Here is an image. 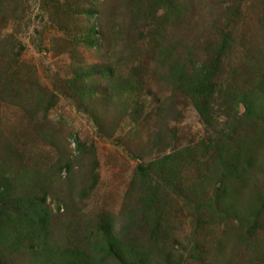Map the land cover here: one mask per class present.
<instances>
[{
    "label": "rangeland",
    "instance_id": "374dc122",
    "mask_svg": "<svg viewBox=\"0 0 264 264\" xmlns=\"http://www.w3.org/2000/svg\"><path fill=\"white\" fill-rule=\"evenodd\" d=\"M223 40L210 134L169 74ZM96 64L113 69L122 94L89 74ZM244 89L254 93L253 117ZM174 151L182 162L173 182L185 190L163 187L172 234L152 242L149 163ZM238 151L244 176L223 178L221 156ZM263 169L264 0H0V178L15 196L46 197V261L75 251L118 264L92 252L107 219L140 252L162 247L157 264H264ZM0 264L41 262L28 250L0 251Z\"/></svg>",
    "mask_w": 264,
    "mask_h": 264
},
{
    "label": "trees",
    "instance_id": "16d2710c",
    "mask_svg": "<svg viewBox=\"0 0 264 264\" xmlns=\"http://www.w3.org/2000/svg\"><path fill=\"white\" fill-rule=\"evenodd\" d=\"M92 12L87 11V20ZM94 26L88 28V43L91 44L96 34ZM227 42V39H225ZM169 50L163 48L160 51L162 58H166ZM206 58H200L189 69H184L183 64L172 65L170 67V76H174L179 81L183 92L191 97L195 102V107L199 115L203 118L204 124L208 127L211 134V127L213 124V105L211 100L213 92H215L214 78L220 72V65L223 54L226 52V43L221 44V47L207 50ZM90 75L97 76L98 79L107 81V87L115 91L117 94H122L126 86L115 75L113 69L109 65L96 64L93 72ZM86 86V84H84ZM108 94V93H106ZM247 111H250L252 117L257 110V105L254 102L253 90H242L240 97ZM217 122V121H216ZM230 120L227 127H231ZM222 131V130H220ZM223 132V131H222ZM227 134L233 136V131H228ZM209 150L211 147H208ZM226 152V151H225ZM243 153L238 151L231 155L221 156L222 177L230 179L232 177L239 179L244 176L246 170L242 168ZM180 155L176 151L166 155L159 162L149 163V174L152 178H157L150 183L148 191L144 194V204L150 212H152L153 223L150 224V236L152 242H158L159 238L164 241L170 237L171 225L166 224V205L171 197L168 190H172L177 194H181L185 189L181 184L173 182L172 176H175V169L179 166ZM146 168V166H144ZM264 170V169H263ZM143 170H141L140 177L144 184L147 183L148 177H143ZM168 176H170V179ZM162 181L163 183L159 182ZM163 187L167 188L165 190ZM189 191L193 187H187ZM199 188V187H198ZM141 190V189H140ZM226 192V189L223 190ZM16 190L12 191L11 182L4 176L0 178V251L1 252H18L28 250L33 252L34 256L39 259L41 264H94L82 252H72L71 259L66 257H58L53 263L46 261L48 254L51 251L44 250L40 246H47L45 237L50 233V224L52 213L50 206L46 204V197L36 198L32 195H16ZM220 198V195H218ZM105 220V221H104ZM256 220V217H254ZM103 222L98 228V246L93 247L92 252H102L103 256L112 257L118 264H157V261L162 258V247H147L143 248L141 252L120 237V233H112L113 227L111 222L103 219ZM254 225L250 224V229ZM171 233V234H170ZM158 251V254L155 253ZM154 254V257H151ZM46 257V258H45ZM164 259H171L170 254L164 251Z\"/></svg>",
    "mask_w": 264,
    "mask_h": 264
}]
</instances>
